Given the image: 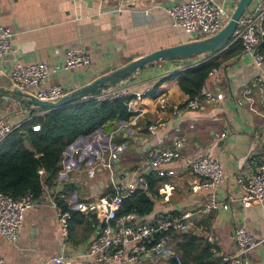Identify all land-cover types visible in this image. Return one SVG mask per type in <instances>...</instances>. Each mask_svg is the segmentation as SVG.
Wrapping results in <instances>:
<instances>
[{"label": "crops", "instance_id": "obj_1", "mask_svg": "<svg viewBox=\"0 0 264 264\" xmlns=\"http://www.w3.org/2000/svg\"><path fill=\"white\" fill-rule=\"evenodd\" d=\"M177 1L181 0H0V25L14 33L10 38L12 53L0 59V84L17 86L10 76L17 63L44 62L51 69L50 77L25 92L36 95L40 87L61 85L67 94L132 59L189 41L190 35L173 27L165 9ZM217 1L233 12L239 0ZM145 11L147 15L143 14ZM69 48L84 50L90 55L91 64L66 70L65 53ZM225 50L160 60L128 77L115 87H127L142 95L133 108L139 115L128 123L115 124L112 131L104 129L114 145H128L119 161H115L116 171H135L150 151L174 150L181 144L179 156L162 166L169 172L162 181L173 186L172 195L168 200L164 196L156 198L152 215L160 211H197L193 217L195 230L206 241L207 237L212 239V243L208 242L219 257L237 252L233 233L238 227H245L257 239L264 240V203L242 205L244 189L237 179H248L256 164L264 159V117L249 110L243 95L245 86L253 87L258 67L242 51L226 60L205 83L217 101L204 103L200 109L160 111L156 99L163 94L171 105H182L189 98L179 89L180 73L202 61L221 57ZM36 110L15 101L7 105L4 99L0 118L17 127ZM147 118L153 119L150 125L157 126L155 133L149 130L150 125L144 130ZM203 155L218 157L225 175L214 190L219 206L208 214L198 211L213 190L194 191L193 186L200 179L189 168L194 159ZM108 176L100 168L92 180L85 173H76L71 179L62 180V188L60 192L56 188L55 195L46 190L38 203L25 212L17 239L0 236V256L5 264H43L63 250L65 255L77 256L78 264H94L79 256L88 251L96 234L92 221L87 228L76 226L65 241L53 202L68 204L74 193L78 201H96L110 191ZM67 185L73 186L72 192L67 191ZM248 259L251 264H264V241Z\"/></svg>", "mask_w": 264, "mask_h": 264}, {"label": "built area", "instance_id": "obj_2", "mask_svg": "<svg viewBox=\"0 0 264 264\" xmlns=\"http://www.w3.org/2000/svg\"><path fill=\"white\" fill-rule=\"evenodd\" d=\"M173 27L183 30L192 39H202L218 33L229 21L232 12L217 0H181L165 7ZM147 15L148 12L143 13ZM13 31L0 25V59L10 55L12 48L10 38ZM233 43H242V52L248 55L258 67L254 77L253 87L245 86L243 95L248 108L256 115L264 117V54L261 46L264 42V0H255L239 19L233 35ZM232 43V44H233ZM91 57L84 50L69 48L65 53L67 69L88 67ZM212 74V72L210 73ZM51 75V69L44 62L17 63L11 70L10 76L16 85L23 91L30 87H39ZM257 88V91H255ZM64 87L53 85L40 87L36 96L41 100L54 101L65 95ZM141 94L129 88L111 87L105 89L95 97L99 101L129 98V105L133 109ZM160 111H179L181 108L200 109L204 103H215L217 98L205 86L201 94L193 99H187L180 106L170 104L166 96L157 95ZM14 126L0 118V142L4 141L14 130ZM40 125L33 126L34 131L40 130ZM152 133L157 126L150 125ZM81 137L73 142L64 152L62 168L59 172L58 184L68 180L76 173H85L88 179L96 177L98 169L109 173L110 191L97 201H78L77 193L68 201V209L61 206L56 200L53 204L59 216L61 234L65 241L70 239V221L73 210L78 211L92 221L96 234L90 242L88 251L79 255L94 264H183L181 254L174 247L177 234L199 233L195 230L193 217L197 211L187 210L182 213L174 211H160L155 215L142 217L136 210L128 214H120L123 202L136 192L150 194V184L144 171L151 168V174L161 180L158 187V196L170 199L173 186L165 179L169 172L162 166L179 156L180 146L174 150L155 149L150 151L141 162L138 169L129 171L118 169L115 161H119L128 145L116 146L102 128ZM191 174L198 177L200 182L193 186L194 191L211 189L207 203L198 211L208 214L218 208V201L214 190L224 181L225 175L218 157L203 155L190 163ZM43 174V170L40 171ZM244 189L240 201L248 207L256 203H264V159L259 161L248 179L237 176ZM87 184V182H86ZM51 195L56 190L49 191ZM32 192L19 199L0 193V236L9 240L17 239L24 221L25 212L38 203ZM212 243V239L207 237ZM237 245V252L223 256L224 264H251L248 255L253 252L264 240L257 239L245 227H238L233 233ZM63 250V249H62ZM77 256L65 255L64 250L43 264H78ZM0 264L5 259L0 256Z\"/></svg>", "mask_w": 264, "mask_h": 264}, {"label": "trees", "instance_id": "obj_3", "mask_svg": "<svg viewBox=\"0 0 264 264\" xmlns=\"http://www.w3.org/2000/svg\"><path fill=\"white\" fill-rule=\"evenodd\" d=\"M241 51L242 43L237 41L230 45L221 57L202 61L185 69L178 77L179 89L189 99L199 96L210 73ZM261 52L264 54V42ZM129 100L119 98L99 101L92 98L54 109L34 106L37 110L32 111L31 117L15 127L12 133L0 142V193L19 199L32 192L35 198L40 199L46 194V190L56 189L66 149L80 137L87 136L97 129L102 128L109 132L115 124L128 123L138 116L139 112L130 107ZM42 110L49 111L35 115ZM152 122L153 119L147 118L143 124L144 130L147 131ZM35 125H40V130L34 131L32 128ZM41 170L43 174L40 173ZM146 176L150 184V194L138 191L126 198L120 214L135 210L142 217L153 214L161 180L152 174ZM59 203L68 209L64 201ZM89 223L91 224L89 218L73 211L70 233L78 225L87 228ZM211 245L199 233L193 232L177 234L174 240V247L181 254L183 264H224L223 257L216 256Z\"/></svg>", "mask_w": 264, "mask_h": 264}, {"label": "water", "instance_id": "obj_4", "mask_svg": "<svg viewBox=\"0 0 264 264\" xmlns=\"http://www.w3.org/2000/svg\"><path fill=\"white\" fill-rule=\"evenodd\" d=\"M255 0H239L226 25L216 34L202 39H192L172 46L162 47L132 59L125 65L103 74L91 83L67 93L54 101L41 100L36 95L21 90L18 86H6L0 84V104L6 99V104L12 101L23 107L37 106L54 109L60 106L75 103L86 99H92L101 94L105 89L122 83L125 79L142 70L145 66L160 60H178L192 58L202 54H210L227 49L233 43V35L240 17L249 10ZM151 168H147L145 174H149ZM61 186L57 187L60 192ZM98 199H96L97 201Z\"/></svg>", "mask_w": 264, "mask_h": 264}, {"label": "rangeland", "instance_id": "obj_5", "mask_svg": "<svg viewBox=\"0 0 264 264\" xmlns=\"http://www.w3.org/2000/svg\"><path fill=\"white\" fill-rule=\"evenodd\" d=\"M66 189H67V191L72 192V190H73V186H72V185H67V186H66Z\"/></svg>", "mask_w": 264, "mask_h": 264}]
</instances>
